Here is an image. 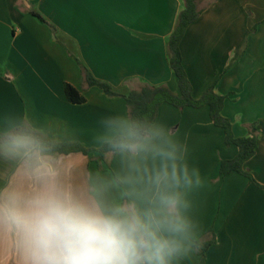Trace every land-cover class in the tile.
I'll return each instance as SVG.
<instances>
[{"label":"crops","instance_id":"0c3cea01","mask_svg":"<svg viewBox=\"0 0 264 264\" xmlns=\"http://www.w3.org/2000/svg\"><path fill=\"white\" fill-rule=\"evenodd\" d=\"M198 6L203 11L180 43L192 97L212 85L226 96L222 115L235 138L256 125L255 154L243 169L264 186V0H198ZM182 8L183 0H0V131L25 120L57 142L99 148L102 121L128 119L126 103L87 87L81 66L121 95L143 84L178 94L166 43ZM66 83L82 92L84 103L66 99ZM155 124L190 174L199 173L201 183L185 190L184 212L197 241L215 238L204 256L193 252L178 264H264V189L235 172L220 176L221 162L238 148L225 145L209 108L162 104ZM94 155L61 156L75 162L78 181L107 184L109 195L125 197V161L115 154L109 170L100 171Z\"/></svg>","mask_w":264,"mask_h":264},{"label":"clouds","instance_id":"9594fccd","mask_svg":"<svg viewBox=\"0 0 264 264\" xmlns=\"http://www.w3.org/2000/svg\"><path fill=\"white\" fill-rule=\"evenodd\" d=\"M102 123L98 143L128 168L125 197L78 181L75 162L30 124L0 131V264H178L200 250L184 214L198 171L180 162L163 127Z\"/></svg>","mask_w":264,"mask_h":264},{"label":"trees","instance_id":"16d2710c","mask_svg":"<svg viewBox=\"0 0 264 264\" xmlns=\"http://www.w3.org/2000/svg\"><path fill=\"white\" fill-rule=\"evenodd\" d=\"M202 11L203 9H200L198 6V0H183V8L179 12L173 31L167 39V61L170 70L177 79L179 89L178 94L171 91L167 86L153 87L143 84L138 89L131 90L127 95H121L114 91L109 84L96 80L84 67L81 66L83 81L87 87H97L101 89L107 97H123L126 103L128 119L148 124L155 123L158 109L162 104H169L179 110H182L185 107L200 108L207 106L209 108V116L212 123L224 132L225 145H235L238 148V153L235 158L221 162L220 176L225 177L230 173L235 172L245 176L251 183L264 189V186L259 185L253 177L243 169L244 164L255 154L257 145L256 125L252 124L249 127V136L235 138L233 136L230 121L222 115L226 96L216 94L214 86L212 85L204 91L199 99H194L192 97V87L182 63L180 43L186 29L199 18ZM31 14L44 22L37 13L32 11ZM251 31L253 32L254 28ZM64 94L70 103L82 104L85 102V97L82 92L70 84L66 83L64 85ZM25 123L27 122L24 120L22 124ZM45 138L50 142H55L53 150L58 155L81 153L87 156L91 153H96L97 156L93 157V160L98 164L100 171H104L102 163L115 155L110 153L106 146H100L96 149H88L79 143H62L46 136ZM209 234H213L212 230ZM198 242L201 244V248L198 252H195V254L198 257H202L207 249L215 242V238L213 236L211 240L201 239Z\"/></svg>","mask_w":264,"mask_h":264},{"label":"rangeland","instance_id":"374dc122","mask_svg":"<svg viewBox=\"0 0 264 264\" xmlns=\"http://www.w3.org/2000/svg\"><path fill=\"white\" fill-rule=\"evenodd\" d=\"M94 154H96V153H94ZM95 156H97V154L94 155V156H92V159H93V157H95ZM93 161H94V160H93ZM102 167L104 168V171L109 170V159H107L106 161H104V162L102 163Z\"/></svg>","mask_w":264,"mask_h":264}]
</instances>
